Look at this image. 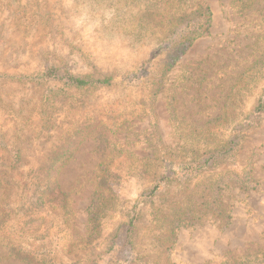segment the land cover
Masks as SVG:
<instances>
[{"label":"rangeland","instance_id":"374dc122","mask_svg":"<svg viewBox=\"0 0 264 264\" xmlns=\"http://www.w3.org/2000/svg\"><path fill=\"white\" fill-rule=\"evenodd\" d=\"M141 2L0 0V264H231L264 248V0H199L210 33L164 80L155 38L124 29ZM68 76L111 81L81 88ZM232 140L216 167L181 171ZM112 163L115 206L92 234ZM42 166L60 168V210L24 204ZM165 167L176 177L160 183ZM207 196L227 214L203 210ZM183 210L196 218L160 220Z\"/></svg>","mask_w":264,"mask_h":264},{"label":"trees","instance_id":"16d2710c","mask_svg":"<svg viewBox=\"0 0 264 264\" xmlns=\"http://www.w3.org/2000/svg\"><path fill=\"white\" fill-rule=\"evenodd\" d=\"M132 2V0H128ZM199 0H143L140 5H132L128 8H135L138 10V15L135 18L129 19V21L124 25L126 32L131 34L141 35L142 37L149 36L155 38L159 47L157 50L162 51V55H166L165 61L162 63V77L160 80H164L166 75L173 69V67L178 63L181 57L186 53V51L191 48L196 41L209 35L212 26V12L211 9L206 4H199ZM242 4V8H251L260 0H239ZM147 2H151L147 4ZM194 7L196 8H193ZM193 8V9H190ZM154 9V11H152ZM156 18V21L150 19L151 16ZM138 17V18H137ZM159 19V20H158ZM111 79H104L98 81H90L83 78H76L73 76L67 77V83L77 87H87L92 85H107ZM155 81V79H154ZM156 96V92L153 93ZM219 121H224L223 117H218L209 122V125L217 123ZM230 146L223 152L219 148H214L207 151L204 155L198 150L197 155H194L190 161H185L184 167L181 171H186V177L191 179L196 177L205 167L212 161V167H216V161L218 157L223 159L228 158L227 154L234 151L235 141L229 142ZM225 146H228L226 144ZM194 153V152H193ZM206 156V157H203ZM189 159V157H186ZM115 164V165H114ZM121 166L116 163L107 164L103 166L100 171V176L97 179L96 189L91 201V223H92V234L97 231L100 232L102 226V220L105 217V212L110 208L115 206V195L110 186V180L114 175V171L117 167ZM167 169L166 175L160 178L161 182H168L174 179L176 175L171 173V169ZM196 170V171H194ZM60 168H54L53 166H42L37 168L33 174V180L28 183L26 182L25 188H28V196L25 198V205L28 204V208L32 205L38 207V204H45L46 206L53 205L54 210H60L63 207V202L61 199V192L59 190V185L57 183L58 173ZM195 173L194 175L192 173ZM46 174V176H44ZM114 177V176H113ZM160 188V184H157L153 190L155 193ZM25 191V190H24ZM31 191L33 193H31ZM35 200L34 204L31 201ZM202 196L201 198H203ZM24 199V200H25ZM32 199V200H31ZM216 198L208 197L206 199H201L198 201V205L203 208V210H208V212H215L221 215L222 213L227 214V210L221 209L222 204L218 205ZM23 205V208L24 206ZM221 209V211H220ZM27 211L25 209H21ZM202 210V211H203ZM203 211V212H205ZM179 212V211H177ZM194 216V217H193ZM225 218L226 215H223ZM191 218H196L194 214H188L185 210L171 217V214H165L160 217L161 221L169 223L176 228L180 227L185 220ZM227 221L229 220L226 217ZM15 231V226L9 227L7 231ZM9 231L8 235L11 238L21 242L23 239L27 238V234H15ZM240 261H233L231 264H264V248L258 249L253 254L245 255Z\"/></svg>","mask_w":264,"mask_h":264}]
</instances>
